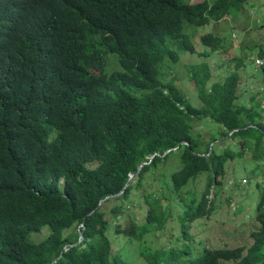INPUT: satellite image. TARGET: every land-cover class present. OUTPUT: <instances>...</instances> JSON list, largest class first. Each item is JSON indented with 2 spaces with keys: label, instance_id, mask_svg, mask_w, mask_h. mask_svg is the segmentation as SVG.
<instances>
[{
  "label": "trees",
  "instance_id": "trees-1",
  "mask_svg": "<svg viewBox=\"0 0 264 264\" xmlns=\"http://www.w3.org/2000/svg\"><path fill=\"white\" fill-rule=\"evenodd\" d=\"M253 1L0 0V264H264V97L239 103L240 72L212 82L207 62L189 68L199 106L166 79L181 52L227 47L208 33L199 53L188 25L237 18ZM111 54L123 70L109 74ZM229 166L231 187L243 174L255 188L252 244L200 247L192 225L217 209ZM199 179L201 191L187 189ZM133 207L145 215L126 225ZM180 207L179 234L150 247Z\"/></svg>",
  "mask_w": 264,
  "mask_h": 264
},
{
  "label": "rangeland",
  "instance_id": "rangeland-1",
  "mask_svg": "<svg viewBox=\"0 0 264 264\" xmlns=\"http://www.w3.org/2000/svg\"><path fill=\"white\" fill-rule=\"evenodd\" d=\"M204 0H186V2L197 3ZM210 3L214 0H208ZM187 33L192 36L193 42L197 47L199 53L205 51L200 37L202 35L212 33L222 36L227 44L225 49L220 50L217 53H213L209 58L204 59L199 54L191 55L186 52H181V62L173 67L172 72L167 74L166 79L170 80L172 77H176V83L183 90L187 98H190L192 104L199 106L200 101L197 98L196 91L190 81V70L192 65L207 62L210 65L212 82L222 81L233 72L239 71L242 79L240 82V100L239 103L248 105L251 98L259 92L264 97V86L262 80L263 66H258L256 60L260 49L264 50V0H255L250 4H247L242 14L237 18H227L219 23H211L207 26L195 27L187 26ZM115 57V59L113 58ZM264 63V58L260 59ZM107 73L111 74L119 69H122L118 61V57L115 54H111L108 58ZM239 64H243L240 70ZM119 70V71H120ZM167 72V70L165 71ZM201 126L206 129H216L219 125L212 122H202ZM200 126V127H201ZM179 156L174 154L165 165L167 172H171L180 167ZM253 166H251L252 168ZM159 170V169H158ZM156 173L147 175L145 184H156ZM236 178L241 186L233 185L234 177L232 175V168L229 166V173L227 176V189L221 195V202L217 205V209L211 213L208 219H202L196 224L192 225L191 234L194 237V244L210 247H237L247 245L250 246L249 237L251 231L255 228V224L252 222L255 210L252 207V203L248 202V197L251 195V191L255 188H250L249 178H243V174H237ZM243 180V183L242 182ZM202 180H198L197 184L187 189H197L201 191ZM264 186V180L262 182ZM151 186V185H148ZM144 189V188H143ZM138 191L139 194L144 193V190ZM200 192L197 194L199 196ZM227 199L232 200L231 204L227 202ZM115 207V203L110 202L105 206L107 212L106 219H110L109 212ZM147 207V206H146ZM243 207L238 212L237 209ZM134 210L126 213L123 218V223L126 225L131 224L133 219L141 222L144 217V212L139 208L133 207ZM146 210V209H145ZM182 207L175 208L173 217H170L166 222L164 229L157 232H151L147 235V244L156 248L164 244L171 243V236L175 237L179 234V227L176 226L174 220L182 212ZM110 236L117 238L113 231H110ZM47 232H43L33 236V240L41 242L45 239ZM175 239V238H172ZM136 243V242H135ZM137 244H134V248ZM135 254H138L135 252ZM228 264H234L229 262Z\"/></svg>",
  "mask_w": 264,
  "mask_h": 264
},
{
  "label": "water",
  "instance_id": "water-1",
  "mask_svg": "<svg viewBox=\"0 0 264 264\" xmlns=\"http://www.w3.org/2000/svg\"><path fill=\"white\" fill-rule=\"evenodd\" d=\"M213 144H211V146H212ZM178 148L176 147V148H173V150H177ZM172 149H168L165 153H164V155L165 154H167V153H169L170 151H171ZM154 156L155 155H152L151 156V159H153L154 158ZM150 162V161H149ZM146 163H148V162H144L143 164H146ZM142 166L143 165H140V168H139V170H141L142 169ZM110 197H107V198H105L103 201H102V203H104L106 200H108Z\"/></svg>",
  "mask_w": 264,
  "mask_h": 264
},
{
  "label": "built area",
  "instance_id": "built-area-1",
  "mask_svg": "<svg viewBox=\"0 0 264 264\" xmlns=\"http://www.w3.org/2000/svg\"><path fill=\"white\" fill-rule=\"evenodd\" d=\"M261 61H262V60H260V59H257V60H256V63H257L258 66H262V65H264V63L261 62Z\"/></svg>",
  "mask_w": 264,
  "mask_h": 264
}]
</instances>
